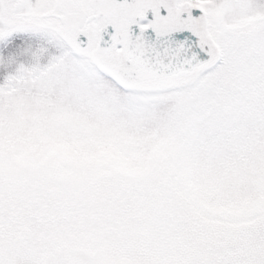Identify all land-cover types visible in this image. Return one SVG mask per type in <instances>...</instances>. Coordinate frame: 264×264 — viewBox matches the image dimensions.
<instances>
[{
	"label": "snow or ice",
	"instance_id": "1",
	"mask_svg": "<svg viewBox=\"0 0 264 264\" xmlns=\"http://www.w3.org/2000/svg\"><path fill=\"white\" fill-rule=\"evenodd\" d=\"M0 264H264V0H0Z\"/></svg>",
	"mask_w": 264,
	"mask_h": 264
}]
</instances>
